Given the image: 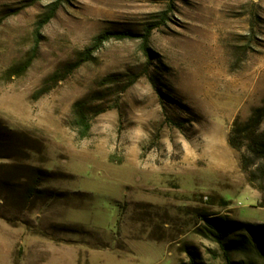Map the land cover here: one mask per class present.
Segmentation results:
<instances>
[{"label":"rangeland","instance_id":"374dc122","mask_svg":"<svg viewBox=\"0 0 264 264\" xmlns=\"http://www.w3.org/2000/svg\"><path fill=\"white\" fill-rule=\"evenodd\" d=\"M106 32L137 37H111L68 73ZM82 99L104 111L80 140ZM263 105L264 0H0V179L51 174L35 203L0 199V264H188V248L226 264L207 219L264 225V193L228 145ZM223 242L264 264L246 231Z\"/></svg>","mask_w":264,"mask_h":264},{"label":"trees","instance_id":"16d2710c","mask_svg":"<svg viewBox=\"0 0 264 264\" xmlns=\"http://www.w3.org/2000/svg\"><path fill=\"white\" fill-rule=\"evenodd\" d=\"M60 7L59 3L52 4L49 11L42 20L38 22L37 37L41 35V31L45 25H47L56 15ZM160 24H152L146 29V33L142 36L144 39L143 50L145 54H149V48L147 43L154 29L158 28ZM111 37L117 39L135 38L137 35L125 32V33H111L106 32L94 40L93 45L88 48L83 54H81L79 60L70 64L67 69L68 73H72L82 63L88 61L94 52H96L104 42L108 41ZM40 40H36V45L32 51L31 57L20 68L18 75L23 74L30 67L35 55L38 51ZM59 73H55L49 78L44 87L38 92L39 94L46 93V85L50 82H60L63 78L58 76ZM100 110L94 111L91 114V107L85 99L75 102L72 106L73 120L71 123L72 129L77 133V137L83 140L89 136L91 131V121L94 116L103 113V109L100 106ZM7 130V128H5ZM9 131V130H8ZM228 145L237 155L240 163L241 171L245 174L248 184L259 191L264 193V105L253 110L250 117L242 122L236 119L233 122L231 131L228 136ZM51 174L49 172L40 170L34 167H23V175L21 181L24 184H14L9 181L0 179V199L2 202H6L10 199H15L19 204L35 203L40 195L45 191L40 190L42 183L50 179ZM19 186H23L22 191L18 190ZM15 197V198H13ZM5 218V216H1ZM9 223H14L12 219L5 218ZM208 225L216 229L215 238L224 250V258L226 264H255L253 262L234 261L228 254V249L224 247L223 240L234 231H246L251 235L252 240L256 243L261 255L264 256V225L252 226L250 224L243 223H226L223 228H220L216 224L215 220L207 219ZM187 253L189 255L188 264H198V254L193 249L188 248Z\"/></svg>","mask_w":264,"mask_h":264}]
</instances>
